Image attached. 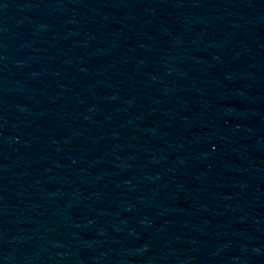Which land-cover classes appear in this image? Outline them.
<instances>
[{
  "label": "water",
  "instance_id": "obj_1",
  "mask_svg": "<svg viewBox=\"0 0 264 264\" xmlns=\"http://www.w3.org/2000/svg\"><path fill=\"white\" fill-rule=\"evenodd\" d=\"M0 264H264V0H0Z\"/></svg>",
  "mask_w": 264,
  "mask_h": 264
}]
</instances>
